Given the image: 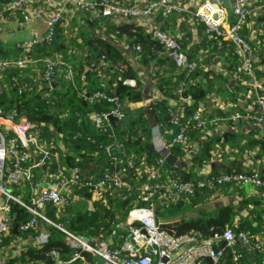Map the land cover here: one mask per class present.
Segmentation results:
<instances>
[{
    "label": "trees",
    "instance_id": "16d2710c",
    "mask_svg": "<svg viewBox=\"0 0 264 264\" xmlns=\"http://www.w3.org/2000/svg\"><path fill=\"white\" fill-rule=\"evenodd\" d=\"M9 1L0 0V3ZM94 1H97L96 9L100 10L98 2L101 0ZM78 12L82 16L79 20L81 23L78 21L76 25L65 29L64 19H61L54 24L51 38L45 37L28 49L17 45L13 50L16 57H39L41 63H35L30 68L28 65L0 64V82L3 83L0 107L6 113L15 112L20 120L32 121L35 128L39 129V137L45 143L52 144L51 150L59 154L58 158L47 159L39 170L33 168L32 181L37 183L35 175L45 180L60 171L68 173L71 169H77L81 175L77 184L66 186L65 193H62V204L48 201L40 208L37 206L49 221L29 209L35 206L33 190H13L12 193L23 203L13 198L7 199L8 230L4 234L0 233V249L9 243L14 249L19 242L21 248L15 253L10 252L4 259L0 258V264H97L99 256L87 250L80 252L73 247L67 233L60 227L89 236L93 242L111 236L114 245L119 247L125 240L121 235L125 234L124 227L130 211L136 206L150 204L154 205L157 218L164 227L177 235L190 233L200 242L231 229L235 233L243 231L250 237V248L238 244L226 245V241L220 240L218 244L215 243L223 249L219 259L215 261L210 256H201V264H264V203L253 196L245 202L248 205L245 214L231 203L205 212L200 217H186L178 223H168L180 215L183 217L190 208L212 194L219 193L223 187L230 188L243 183L219 181L221 175L232 170L213 171L209 178L204 179L202 174L205 169L200 168L214 159L213 152L217 145L224 147L230 142L237 144V139L241 138L231 130L235 119L230 117L229 111H222L213 105L200 106L212 95H220L226 101H232L235 109L242 110L239 101L246 97L251 85L247 82L246 73L238 67L241 60L233 45L216 33L209 35L205 23L196 18V22L203 26L204 33L209 35L208 48L202 51L199 43L190 42L191 37L175 33L167 25L171 14L159 12L155 26L180 44L187 62L197 63L195 68L184 67L173 56L166 55L165 43L155 37L140 18L116 22L112 17L98 13V18L88 21V11ZM14 15L24 21L18 10ZM158 21H165L166 26H160ZM102 29L104 32H100ZM106 34L109 38H106ZM123 45L133 50L131 59L123 53ZM9 53L0 40V60L11 64ZM217 53L225 55L224 71L210 70L211 61ZM48 57L62 62L57 65V73L52 77L59 79L60 89L46 85L50 82L45 77V59ZM255 64L253 62L257 79L264 80V70L257 69ZM226 68H231L232 74L235 69L240 81L236 82L230 73H226ZM67 72H71L70 78L65 75ZM141 73L154 77L157 83L160 95L150 106L160 125L165 145L181 131L186 137L185 142L177 141L167 146L169 151L183 156L195 140L203 139L187 169L179 168L162 157L152 141V126L144 112L134 114L126 126H123L122 120L114 126L105 117L101 125H96L91 118V114H102L117 105L123 111L122 116H130L129 102L142 98L139 88L143 80ZM103 75L108 79H104ZM126 79H133L135 83H125ZM98 91L104 92V99L92 100ZM109 98L115 99L117 103L109 101ZM182 98H189V101L184 103ZM175 108L180 110L172 113ZM222 117L227 118L230 129L216 135L207 134L221 123ZM203 136L207 138L204 140ZM120 144L125 150L112 153L111 149ZM245 145L259 146L260 155H264V138L247 139ZM31 150L32 154L34 149ZM234 172L248 173L240 170ZM107 173L119 176L120 183L106 180ZM259 177L264 181L263 175L259 174ZM104 179L106 184L96 195L95 186ZM171 182H189L192 191L169 193L165 186ZM28 183L25 181L8 188H19ZM145 184L154 189L158 185L151 202L142 200V195L147 192L143 187ZM89 202H92L93 210L89 208ZM29 220H33L34 225L25 227ZM43 232L47 234V239L38 242L36 238ZM76 251L80 252V256L72 259ZM237 254L240 257L236 259Z\"/></svg>",
    "mask_w": 264,
    "mask_h": 264
},
{
    "label": "built area",
    "instance_id": "2783aa9c",
    "mask_svg": "<svg viewBox=\"0 0 264 264\" xmlns=\"http://www.w3.org/2000/svg\"><path fill=\"white\" fill-rule=\"evenodd\" d=\"M37 0H11L5 3L7 10H18L24 18L25 23H29L34 19H42L45 15L42 9L30 8ZM62 1V2H61ZM57 8L46 17L47 25L46 38H51L54 32V24L65 17L68 7H72L77 11H88L97 8V1L94 0H61ZM100 11L105 16H110L113 21H120L132 17H138L144 21L145 25L153 31L155 37H158L165 43L166 55L173 56L179 65L195 68L196 62H187L186 54L180 50L178 42L170 35H166L159 30L155 25L156 15L159 12L163 14L180 13L188 11V4L183 0H101L98 2ZM254 12V7L250 0H234L232 5V14L235 18H231L226 8L212 0L201 1L196 10L193 12L195 19L199 18L206 25V31L209 35L216 33L223 37L224 40L233 45L235 51L239 54L241 63L239 69L245 73L254 75V55L252 45L245 39L242 34V29L246 20ZM44 37V38H45ZM38 40L26 41L22 44L25 49L30 48ZM139 48V47H137ZM29 59L19 58L13 63L16 65H24ZM58 62L52 58L45 59L46 74L48 80H52L53 75L57 73ZM0 64L8 65V62L0 60ZM236 73V72H235ZM67 77H71V72L65 73ZM128 84H134L133 79L124 81ZM3 88V83L0 82V92ZM259 91L264 92L262 82L256 84ZM103 91H98L91 98L92 100L104 99ZM184 101H189V98H182ZM109 101L116 102L115 99L109 98ZM117 103V102H116ZM216 103V102H215ZM258 103L263 107L260 113L254 112L249 115L256 122L264 125V93L258 96ZM180 108H175L172 113H176ZM109 115L121 116L120 109L117 107L110 111L91 114V118L97 125H101L103 118H108ZM241 115L234 114L233 118ZM199 117L198 114L195 115ZM176 120V117H174ZM202 124V121H199ZM39 129L35 128L34 123L29 120H20L15 112L6 113L0 107V190L8 197L13 198L21 203L23 201L14 195L8 188L11 185H19L22 182L28 181L33 183L32 169L42 166L47 159L52 157L58 158L59 154L53 152L50 148L52 144H47L39 137ZM43 140V141H42ZM177 141H186L183 132H179L167 146L173 145ZM51 143V142H50ZM22 148V149H21ZM34 149L37 154V161H30L31 149ZM13 158V159H11ZM11 162V163H9ZM106 180L114 183H120L119 176L107 173ZM101 180L95 186V194L97 195L106 184V180ZM219 181H238L243 183H254L264 185V181L256 173H225L221 175ZM81 180V175L77 169H71L68 173L60 171L55 176L42 180L39 185H35L34 189L35 206L29 209L42 216L49 221L37 209L45 202H52L60 205L64 202L62 190L69 184H77ZM209 181V180H208ZM145 184L143 187L147 190L142 195V200L150 201L154 191L157 189ZM166 190L178 193L181 191H192V185L189 182L178 183L171 182L167 184ZM151 202V201H150ZM6 211L9 210L8 204L4 206ZM8 215H0V232L8 230ZM168 223H175L171 220ZM34 225L33 220L25 223V227ZM62 228L68 235V241L79 251L87 250L102 258L101 264H201L199 258L201 256H210L215 261L222 255L223 249L218 248L216 244L221 240L226 241V245L238 244L241 247L250 248V237L243 231L238 233L231 229H226L223 234L216 235L215 238L198 241L193 234L177 235L164 227L158 220L153 204L136 206L131 211L126 220L125 234L121 235L125 240L119 246L114 245L113 237H108L103 241H94L93 239L76 234L73 231ZM217 241V242H216ZM41 242V241H39ZM216 243V244H215ZM54 252V251H53ZM80 252L76 251L72 259L80 256ZM240 254L236 255V259ZM156 261V262H154Z\"/></svg>",
    "mask_w": 264,
    "mask_h": 264
},
{
    "label": "crops",
    "instance_id": "0c3cea01",
    "mask_svg": "<svg viewBox=\"0 0 264 264\" xmlns=\"http://www.w3.org/2000/svg\"><path fill=\"white\" fill-rule=\"evenodd\" d=\"M61 0H37L30 6V8L34 11L35 9H42L43 13H45L42 19H34L29 23H25L24 21H20L14 15L16 10H7L5 8L4 3H0V40L4 44L5 48L10 52L8 59L11 61L12 65L16 59L20 57H16L13 55V50L18 45L19 47L22 46L23 43L26 41L38 40L41 41L46 36L47 25L45 19L49 16L59 5ZM145 1V0H144ZM186 4H188V11H182L180 13H172L171 18H169L168 24L171 29L174 30L175 33L178 32L180 35H185L186 37H191V43H199L202 46V51H206L208 48V40L209 35L205 34L204 28H202L195 19L194 11L198 7L201 1L204 0H184ZM224 8L230 14L231 18H235L234 14H232V5L234 0H212ZM62 2V1H61ZM251 5L254 7V12L250 17L246 20L244 27H243V35L245 38L250 42L253 47V55H254V63L257 64V69L264 70V53H261V50H264V0H250ZM98 13L100 14V10L93 9L87 14V19L90 21L91 19L98 18ZM19 14V13H18ZM79 12L72 7H68V10L65 13V17L63 18V26L65 29L69 26L76 25L81 20V14L79 16ZM80 20V21H79ZM79 21V22H78ZM81 23V22H80ZM158 24L161 26L165 25V21H158ZM100 32H104L102 29ZM189 35V36H188ZM207 37L206 44L203 46L201 41L203 37ZM106 38H109L106 34ZM82 48V47H81ZM122 51L126 57L131 59L132 52L131 48L128 46L122 47ZM202 51L200 53H202ZM199 53V54H200ZM203 54V53H202ZM224 60L225 55L222 53H217L214 59L211 61L210 70L219 72L221 70L224 71ZM241 60V59H240ZM42 59L39 57L29 59L27 63L24 65H28V67H32L35 63H41ZM234 67V66H233ZM209 68V67H208ZM227 69V68H226ZM231 68L226 70V73H230L229 75L234 78V80L239 82L240 77L238 72L235 73V69L233 70V74L231 73ZM250 75L246 73L248 77L247 82L251 85L248 89V93L245 98H242L239 102L242 107V110H237L234 107V103L232 101H226L220 95H212L208 98L207 102L204 103L201 107H208V106H215L220 108L222 111H229L230 117H233L234 114H239L241 116L235 118V122L232 125L231 130L235 132L236 135L240 136L241 138L237 139V144L228 143L224 147H218L213 152L214 159L208 162L205 166H199L204 170L202 176L204 179L209 178L211 176V172L213 171H227V170H240L242 172L248 173H256L258 176L259 174L264 176V155H260V147L254 146L249 147L245 145V141L254 139L259 140L264 138V125L259 122H256L255 119H252L249 115L254 112L260 113L263 110V107L257 102L258 96L263 94L264 92H259V89L256 88V84L259 82H264L263 79L258 80L255 74ZM142 81L140 82V89L142 91V98L137 101L129 102L128 110L130 116H122L123 111H121V116L113 115L117 118L115 121H111L110 118L108 119L111 123L115 126L119 123L120 120L123 123V126L128 125L129 120L133 115H137L141 112H144L148 117L151 126H152V141L156 148L158 149L159 153L165 159V156L168 154H173L175 156V161L173 164L177 165L179 168L187 169L191 165V158L197 154L203 139L198 138L194 141L192 147L189 149L187 153L183 156H178L174 152L169 151L168 147L165 145V139L161 132L160 125L157 123L155 115L151 110L150 103L157 98H159L160 92L157 87V83L154 77L150 76L149 74L141 73ZM103 78L106 79L107 77L103 75ZM108 79V78H107ZM53 80V79H52ZM59 83L58 89L61 88V84L59 79H55ZM51 81V80H50ZM133 85V84H131ZM55 88V87H53ZM57 88V87H56ZM253 97V98H248ZM253 100V101H252ZM187 103V101H184ZM216 102V103H215ZM116 103V102H115ZM217 105V106H216ZM118 106V105H117ZM119 108V106H118ZM120 109V108H119ZM221 123L215 125L211 130L207 132L209 135H216L220 134L223 131L230 129L229 125L226 123L227 118H220ZM97 125V124H96ZM204 140L207 136H203ZM32 161H37V154L32 152ZM167 160V159H166ZM41 166H36L34 168L40 169ZM202 170V171H203ZM227 172V173H232ZM37 177V183H28L27 185L15 186L10 188V191L14 193L13 190L19 189L20 192H24L25 190H32L34 189L35 185H39L42 180L40 175H35ZM40 177V178H39ZM15 195V194H14ZM17 196V195H16ZM256 198L261 203H264V187L254 184V183H242L239 186H232V187H223L219 193L212 194L209 198L205 201L199 202L197 206L190 208L185 214L180 215L178 218H174L175 223L180 222L183 218H196L202 216L205 212L209 213L212 212L219 207L227 204H234L235 207L239 209V211L243 214L246 213L248 205L245 203L251 197ZM8 197L5 196L2 192H0V215L7 214L4 206L7 204ZM89 208L94 209L92 206V202H89ZM43 215V214H42ZM42 217V216H41ZM262 225H264V220L262 221ZM3 233L4 232H0ZM87 237V236H86ZM89 237V236H88ZM90 238V237H89ZM37 241L44 242L47 239V234L43 232L39 236H37ZM92 239V238H91ZM12 243H9L5 248L0 249V258H6L10 252L15 253L21 248V243L15 244L14 249H12ZM19 248V249H18ZM12 250V251H11ZM97 264L102 263V258L96 259Z\"/></svg>",
    "mask_w": 264,
    "mask_h": 264
},
{
    "label": "water",
    "instance_id": "95a60500",
    "mask_svg": "<svg viewBox=\"0 0 264 264\" xmlns=\"http://www.w3.org/2000/svg\"><path fill=\"white\" fill-rule=\"evenodd\" d=\"M206 40H207V37H206V36L203 37V39H202V41H201V44H202L203 46H205V44H206ZM46 85H47V86L50 85V86L55 87V88H56V87L58 88V87L60 86L59 83H58L55 79L51 80V81H50L49 83H47ZM200 105L203 106L204 103H200ZM108 117L110 118L111 121H115V120H117V118H116L115 116H113V115H109ZM124 150H125V149H124V146H123L122 144H120V145H118V146L112 148V149H111V152H112V153H115V152H122V151H124ZM165 159H167L169 162L173 163V162L175 161V156H174L173 154H168V155L165 156ZM62 193H65V190H64V189L62 190ZM90 204H91V202H90Z\"/></svg>",
    "mask_w": 264,
    "mask_h": 264
},
{
    "label": "rangeland",
    "instance_id": "374dc122",
    "mask_svg": "<svg viewBox=\"0 0 264 264\" xmlns=\"http://www.w3.org/2000/svg\"><path fill=\"white\" fill-rule=\"evenodd\" d=\"M0 192H2L1 190H0ZM3 193V192H2ZM4 194V193H3ZM5 195V194H4ZM6 196V195H5Z\"/></svg>",
    "mask_w": 264,
    "mask_h": 264
}]
</instances>
